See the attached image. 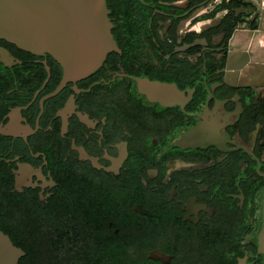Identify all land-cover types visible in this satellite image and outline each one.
<instances>
[{"label": "flooded vegetation", "instance_id": "af4514ba", "mask_svg": "<svg viewBox=\"0 0 264 264\" xmlns=\"http://www.w3.org/2000/svg\"><path fill=\"white\" fill-rule=\"evenodd\" d=\"M108 6L121 52L57 94L51 54L0 38V220L74 213L61 264H264V59L234 45L263 10L242 30L244 0Z\"/></svg>", "mask_w": 264, "mask_h": 264}, {"label": "water", "instance_id": "95a60500", "mask_svg": "<svg viewBox=\"0 0 264 264\" xmlns=\"http://www.w3.org/2000/svg\"><path fill=\"white\" fill-rule=\"evenodd\" d=\"M109 14L108 0H0V38L35 54H51L64 68L57 94L67 82L97 72L111 52H121ZM262 31L264 0L259 28L249 32L243 48L248 49L253 34ZM242 53H233L230 64L240 57L244 59L241 66L248 63L250 53ZM1 133H6L5 129L1 128ZM259 249L264 254V222ZM26 254L0 229V264H18Z\"/></svg>", "mask_w": 264, "mask_h": 264}, {"label": "trees", "instance_id": "16d2710c", "mask_svg": "<svg viewBox=\"0 0 264 264\" xmlns=\"http://www.w3.org/2000/svg\"><path fill=\"white\" fill-rule=\"evenodd\" d=\"M10 206L14 209H10V213L5 215V217L0 220V229L11 237L15 245L22 247L26 251V256L22 257L18 264H32V261L35 258L38 250H35L34 248L25 245V242H21L18 240V235L20 234L19 231L21 230L17 231V228L14 226V213L16 203L13 202L10 204ZM28 207L29 206H27L26 209L24 208L26 212H24V214L22 215V221L24 222L26 227H31L30 231L32 233H35L37 238H47L48 245L46 250V264H61L63 262V254L67 255L72 253L71 247L63 250L60 247V244H70V241L72 240L70 235H64L62 230L64 227L67 228L71 222L76 221V219L74 218V213H71L70 217L63 216L60 210L56 209L53 211V213H45L44 211L40 213V215H35L31 211L34 210L31 209L33 207ZM50 227L57 229L56 237L53 236L54 239L56 238V240H53L52 238L47 236Z\"/></svg>", "mask_w": 264, "mask_h": 264}, {"label": "rangeland", "instance_id": "374dc122", "mask_svg": "<svg viewBox=\"0 0 264 264\" xmlns=\"http://www.w3.org/2000/svg\"><path fill=\"white\" fill-rule=\"evenodd\" d=\"M217 1L220 2L221 0H217ZM244 1H248V2H250L253 5V9L247 14V16H249V17L248 18L246 17V19L244 20L247 23H244L242 25V28H241L242 30H247L249 22L257 23V22L260 21V18H257V17L260 15V12L263 10V0H244ZM214 5H215V2H212L209 7L200 8L198 11H196V14L200 13V12H203V11H206V10H211V8ZM261 33H264V31H262ZM254 36H255V34H253V36H252V38L250 40L249 46H250V48L252 50L254 49L252 51V53H253L255 59L259 60V61H263V59H264V37L262 38V35H261L260 38L257 39L258 42L261 44V47H260V49L258 48V49L255 50V48L253 47L254 43H252ZM255 52H257L256 55H255ZM262 65H264V63H259V66H262ZM14 226L17 229H20L22 233H24V236H22V238H24V240L28 244L31 243V241L28 240L29 238H32V239L35 238L37 240L36 241L34 239L35 242L39 243V249H38V251L36 253L35 258L32 261L33 262L32 264H46L47 263L46 250H47V245H48L47 238H45V239H43L42 237H38L37 238L35 235L33 236L32 233H30L31 236L28 235V233H29L28 230L31 227H29V226L26 227V225L22 221V216L19 217V218H15ZM26 228H28V230Z\"/></svg>", "mask_w": 264, "mask_h": 264}, {"label": "bare ground", "instance_id": "6f19581e", "mask_svg": "<svg viewBox=\"0 0 264 264\" xmlns=\"http://www.w3.org/2000/svg\"><path fill=\"white\" fill-rule=\"evenodd\" d=\"M261 35H262L261 32H257L255 34L254 38H253L252 43H254L253 47L255 48V50L261 47V44L257 40ZM249 38H250V33L249 32L245 35V31H238L236 36H235V38H234V45L236 47L244 45V43H246ZM253 50L251 49V51H253ZM256 53L257 52H255V55H256Z\"/></svg>", "mask_w": 264, "mask_h": 264}]
</instances>
